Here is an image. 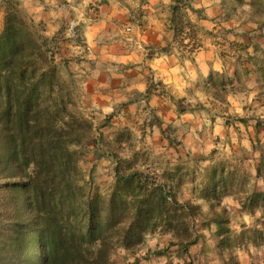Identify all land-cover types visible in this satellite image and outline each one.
I'll list each match as a JSON object with an SVG mask.
<instances>
[{
  "label": "crops",
  "instance_id": "crops-1",
  "mask_svg": "<svg viewBox=\"0 0 264 264\" xmlns=\"http://www.w3.org/2000/svg\"><path fill=\"white\" fill-rule=\"evenodd\" d=\"M14 1L29 21L43 24L45 34L75 23L84 46L73 63L80 77L79 107L112 117L111 131L130 127L142 150L165 152L169 167L218 149L235 158L237 149H250L264 125V0H188L192 26L181 34L171 24L172 0ZM6 3L0 0V14ZM92 148L101 150L98 141ZM106 156L116 164L114 154ZM236 158L250 165L244 174L254 179V194L264 196V170L258 171L264 157L249 152ZM230 176L236 177L213 171L200 189L224 190L218 207L232 235L201 230L186 250L167 251L164 240L175 239L171 233L156 234L137 259L141 255L144 264H264V205L251 195L238 199L226 183ZM195 194L189 196L195 204L209 200ZM216 214L207 207L191 220L217 227ZM251 226L255 233L244 232Z\"/></svg>",
  "mask_w": 264,
  "mask_h": 264
},
{
  "label": "trees",
  "instance_id": "trees-1",
  "mask_svg": "<svg viewBox=\"0 0 264 264\" xmlns=\"http://www.w3.org/2000/svg\"><path fill=\"white\" fill-rule=\"evenodd\" d=\"M15 7L10 0L0 30V264H111L116 245L133 251L155 232L171 233V244L186 250L197 239L198 206L179 201L157 174L124 169L114 155L110 193H81L75 146L90 122L68 109L47 39ZM187 10L188 0H172L176 34L192 26ZM213 220L223 235L226 218Z\"/></svg>",
  "mask_w": 264,
  "mask_h": 264
},
{
  "label": "rangeland",
  "instance_id": "rangeland-1",
  "mask_svg": "<svg viewBox=\"0 0 264 264\" xmlns=\"http://www.w3.org/2000/svg\"><path fill=\"white\" fill-rule=\"evenodd\" d=\"M9 1L10 0H6L7 3L0 14V30L3 26L5 10ZM16 6L15 9L17 10V13L32 27L34 32L47 39L49 54L53 56V63L68 93V99L70 101L68 109L81 119L90 122V126L85 129L79 143L75 146L78 169L75 180L84 197H90L94 194L106 197L114 187L115 161L106 156V152H108L117 155V157L121 159V166H123L124 169H130L129 167L132 166V169L134 167L143 172L157 174L159 182L164 183L167 186L166 188L168 191H173L179 201H191L189 196L190 193L195 194L194 187L196 189L195 196L197 198L205 199L200 188L206 178L209 177L213 171H217L218 174H222L223 172L224 175L227 176L232 173L236 175L235 178L231 176L228 177L226 183L230 186L229 190L235 191V196L238 199L246 198L251 195L257 200V202H259V205H264V196L259 194L256 196L254 194L253 188L256 187L254 179H249L244 174L247 169L251 168L250 165H247L246 162L238 163V158H236L238 155L244 157L245 154L249 152L259 153L261 157H264L263 124L260 125L257 134L254 135V140L252 145H250V149L242 147L237 149L234 153L235 158L230 157L228 151L218 149L214 152L212 151L208 155H203L198 158L191 157L186 159V161H178L175 167H169L164 162L165 156L163 155H165V152H155L152 147L142 150L137 141V134L133 132L130 127L111 131L112 117L100 114H90L79 107L77 93L80 77L77 76V70L73 63L78 62L82 57L84 46L82 44L81 35L76 30V26L75 36L69 33L70 25H75V23L70 22L67 27H65L66 29L64 32L59 31L54 34H45L43 33V24L29 21L22 8L18 7L17 3ZM156 86L159 87L160 85L158 86L156 84ZM169 132L170 129L166 127V134L168 135ZM96 141H98L101 150L99 152H92V147ZM121 142H123V144H121ZM94 155L98 156L96 162H92L91 160ZM261 168L264 170V163ZM31 170L32 167L30 166L29 171ZM222 192H224V190H219L217 193L223 194ZM221 197H217L216 199L208 197L209 200L204 201L203 205L202 203L195 204L192 202L198 206V210L194 216H202L203 213H206L207 207L210 212L216 211V213L222 214V209L218 207ZM201 205L205 207L206 210L203 211L200 207ZM256 206H258V203ZM261 210L264 212V208H261ZM192 225L198 235L201 230H204V232L209 234L218 231V227H206L204 224L195 225L194 221L192 222ZM226 227L228 230L223 233L224 237H228V235H232L233 233L229 226ZM244 232L253 234L256 232V227H248ZM152 234L153 233L147 235L144 242L133 251H126L120 245H116L110 252L111 264H131L135 259L137 260V264H144V262H142V256L139 254L141 257L140 260L137 259L135 254L146 246L148 239L150 241L152 237H157V235H163L162 237H166L168 232H155L154 235ZM171 245H173L171 244V241L168 239L164 240L162 250L176 251L177 249H181L179 245L178 247H170ZM154 251L158 252L159 250L154 249Z\"/></svg>",
  "mask_w": 264,
  "mask_h": 264
},
{
  "label": "built area",
  "instance_id": "built-area-1",
  "mask_svg": "<svg viewBox=\"0 0 264 264\" xmlns=\"http://www.w3.org/2000/svg\"><path fill=\"white\" fill-rule=\"evenodd\" d=\"M69 33L73 36H75L76 34V31H75V25L74 24H71L70 27H69Z\"/></svg>",
  "mask_w": 264,
  "mask_h": 264
},
{
  "label": "clouds",
  "instance_id": "clouds-1",
  "mask_svg": "<svg viewBox=\"0 0 264 264\" xmlns=\"http://www.w3.org/2000/svg\"><path fill=\"white\" fill-rule=\"evenodd\" d=\"M166 2H167V0H166Z\"/></svg>",
  "mask_w": 264,
  "mask_h": 264
}]
</instances>
